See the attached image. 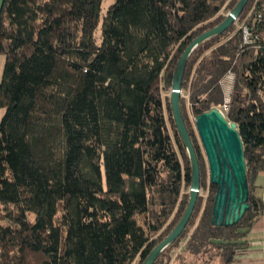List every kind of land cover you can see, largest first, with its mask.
<instances>
[{"label":"trees","instance_id":"obj_1","mask_svg":"<svg viewBox=\"0 0 264 264\" xmlns=\"http://www.w3.org/2000/svg\"><path fill=\"white\" fill-rule=\"evenodd\" d=\"M237 2L114 0L98 43L102 0H2L0 264H142L173 230L191 172L162 91L186 47ZM229 75L224 116L242 141L250 208L235 225H212L209 184L194 230L198 206L153 264L178 249L196 264H242L262 209L264 0H248L191 53L180 96L190 140L187 110L221 107Z\"/></svg>","mask_w":264,"mask_h":264},{"label":"water","instance_id":"obj_2","mask_svg":"<svg viewBox=\"0 0 264 264\" xmlns=\"http://www.w3.org/2000/svg\"><path fill=\"white\" fill-rule=\"evenodd\" d=\"M247 2L248 0H238L219 25L192 40L176 63L169 103L176 132L189 158L191 172L189 200L173 230L153 248L142 264H153L182 234L198 197L200 180L198 161L180 109L181 84L187 61L198 45L224 33L241 14ZM195 128L206 157L209 183L215 186L210 222L216 227L235 225L250 208L244 151L237 126L228 122L218 108H212L195 118Z\"/></svg>","mask_w":264,"mask_h":264},{"label":"rangeland","instance_id":"obj_3","mask_svg":"<svg viewBox=\"0 0 264 264\" xmlns=\"http://www.w3.org/2000/svg\"><path fill=\"white\" fill-rule=\"evenodd\" d=\"M114 3V0H102L101 3V7H100V23L98 25V28L95 32V38L97 40V42H100V28H101V22L103 19V16L105 15L106 11L108 10V8ZM0 4H1V0H0ZM1 6V5H0ZM229 12H226V14H228ZM4 64H5V57L3 55H0V82L2 80V73H3V69H4ZM226 82H228L229 80L226 78L225 79ZM170 90L171 88L167 89L166 91H162V97L165 98H169L170 96ZM181 97H186L184 95V93L181 91ZM219 108V107H218ZM5 113V109H0V119L3 117ZM187 126L189 131H191L192 134V138L193 140H191L194 151L196 153V157H197V161H198V166H199V174H200V180H199V192H198V197H197V201H196V206L195 207H200V209H198L197 212V216L194 219V221H192L193 223L190 226V232L191 233L194 228L196 227V225L198 224L197 221L199 220V217L206 205V200L207 198L211 195V191H210V183H209V171H208V165H207V161H206V157L203 151V148L201 146L200 140L198 138L197 135V131L195 128V117L187 110ZM198 150V151H197ZM184 153L186 154V159L189 163V158H188V154L187 151L184 148ZM198 153V154H197ZM179 160L181 161V157L179 158ZM190 166V163H189ZM189 189H190V185L189 186H183L181 188V193H180V197H183V194L188 195V199H189ZM175 212V210H174ZM174 214L171 215L169 221L171 220V218L173 217ZM167 221V222H169ZM165 227V226H164ZM172 231V230H171ZM185 241H182V245L184 244ZM181 245V248H182ZM195 259L191 256L188 255H184L183 252H181L179 249L175 252H173L172 254V258L170 260V262L168 264H196L194 263ZM133 264H139L138 261H135ZM209 264H220L218 261H214L211 262Z\"/></svg>","mask_w":264,"mask_h":264},{"label":"crops","instance_id":"obj_4","mask_svg":"<svg viewBox=\"0 0 264 264\" xmlns=\"http://www.w3.org/2000/svg\"><path fill=\"white\" fill-rule=\"evenodd\" d=\"M255 185L261 198L262 209L247 235V247L239 256L242 264H264V172L256 177Z\"/></svg>","mask_w":264,"mask_h":264},{"label":"built area","instance_id":"obj_5","mask_svg":"<svg viewBox=\"0 0 264 264\" xmlns=\"http://www.w3.org/2000/svg\"><path fill=\"white\" fill-rule=\"evenodd\" d=\"M249 42L248 39V31L246 29H244V33H243V43L246 44ZM227 79L229 80L226 84L225 87V100H224V104L219 107L218 109L224 114L227 111V102L229 101V93H230V86L229 84L231 83L232 77L229 75L227 76Z\"/></svg>","mask_w":264,"mask_h":264}]
</instances>
